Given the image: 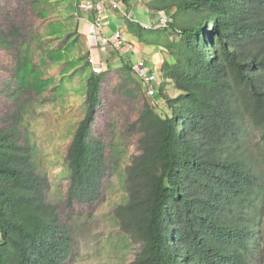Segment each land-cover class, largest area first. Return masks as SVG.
<instances>
[{
    "label": "trees",
    "instance_id": "trees-1",
    "mask_svg": "<svg viewBox=\"0 0 264 264\" xmlns=\"http://www.w3.org/2000/svg\"><path fill=\"white\" fill-rule=\"evenodd\" d=\"M41 1L52 3L35 0L34 7ZM122 3L128 12L127 0ZM147 8L176 11L168 27L157 29L126 18L139 44H157L167 53L163 83L176 93L167 95L163 84L164 103L144 105L142 154L127 171L129 199L115 211L121 230L141 243L132 264H257L264 247V0H153ZM181 11L184 21L178 20ZM20 31L13 25L3 32L0 46L7 50L8 34L17 40ZM144 32L158 34L150 39ZM57 46L47 52L49 63L65 44ZM130 59L121 69L133 70ZM102 62L107 72L117 61ZM22 66L37 69L32 58ZM104 73L92 72L87 81V113L69 145V206L92 204L102 195L108 166L91 124ZM31 84L20 87L34 91ZM15 131L0 132V264H68L74 238L47 204L32 147L21 145Z\"/></svg>",
    "mask_w": 264,
    "mask_h": 264
},
{
    "label": "rangeland",
    "instance_id": "rangeland-1",
    "mask_svg": "<svg viewBox=\"0 0 264 264\" xmlns=\"http://www.w3.org/2000/svg\"><path fill=\"white\" fill-rule=\"evenodd\" d=\"M34 1L0 0V36L13 25L21 29L17 40L8 34L7 50L0 46V132L16 126L14 134L20 144L32 147V161L46 186V202L56 207L61 222L69 226L74 238L68 264H132L141 251V243L121 230L115 211L129 199L127 171L133 158L142 154L143 132L138 122L144 105L147 102L155 108L164 100L159 91L153 98L149 97L135 72L121 69L122 60L131 58L132 64L146 60L149 69L156 72L155 60L160 61L167 53L157 44H139L137 37L122 27L127 45L120 50L114 47L108 50L107 57L117 62L111 64V71H103L100 78L101 92L97 97L100 103L96 105L91 124V136L104 145L108 166L102 180V195L95 203L69 206L70 173L66 157L75 130L87 113L86 86L93 72L90 66L83 72L78 68L84 67L95 41L89 42L80 31L77 11L69 5L74 4L73 0H52L49 4L41 1L37 7ZM116 1L122 3V0ZM150 1L153 0H127L129 16L149 25L155 23L159 13L151 12L152 18L147 11ZM43 6L48 8L47 15L41 14ZM167 13L174 17L176 11L169 9ZM110 14L111 20L103 30L106 37L112 35L120 19L114 12ZM184 15L181 11L178 20L184 21ZM123 20L127 26L126 18ZM69 32L74 35H68ZM157 34L144 32L150 39ZM164 34L161 35L165 39ZM61 42L65 46L53 51L51 58L55 61L49 63L47 52ZM91 50L96 56L104 57L99 49ZM79 53L85 59L79 60ZM31 58L37 69L31 66L18 69L21 60ZM65 64L70 68L65 70ZM16 79L23 85L32 83L34 91L22 89ZM164 85L167 95L176 93L172 84ZM258 140L255 137L253 143ZM256 263L264 264V247L258 250Z\"/></svg>",
    "mask_w": 264,
    "mask_h": 264
},
{
    "label": "built area",
    "instance_id": "built-area-1",
    "mask_svg": "<svg viewBox=\"0 0 264 264\" xmlns=\"http://www.w3.org/2000/svg\"><path fill=\"white\" fill-rule=\"evenodd\" d=\"M141 1V0H137ZM76 8V13L80 14H92L94 21H90L91 32L95 35V45L99 49L100 54L104 55V59L96 56L92 51L89 52L87 61L94 74H101L103 72L102 61L106 60L109 48L115 47L117 50L123 49L127 45V41L122 29H117L113 32L111 37H106L102 31L108 24L109 12L121 13L122 16L128 18L132 22H138L145 29H151L154 27L162 28L168 27L172 22V18L168 13L158 14L159 17L152 25L139 22L138 20L130 17L127 13V9L124 5L116 0H73ZM134 49V48H133ZM133 71L140 78L141 83L147 88V94L149 97H154L159 89V86L163 83L162 73L159 71L152 72L149 69L148 62L146 60L138 61L133 67Z\"/></svg>",
    "mask_w": 264,
    "mask_h": 264
},
{
    "label": "crops",
    "instance_id": "crops-1",
    "mask_svg": "<svg viewBox=\"0 0 264 264\" xmlns=\"http://www.w3.org/2000/svg\"><path fill=\"white\" fill-rule=\"evenodd\" d=\"M151 14V13H150ZM87 15H89L90 17H87ZM152 15V14H151ZM114 16L116 18H120L118 20V24L115 26V29L114 30H117V29H122V27L124 26L126 29H127V26H126V23L124 22V16H122L121 13H117V12H114ZM78 17V21H79V25L81 26L80 27V31H82L83 34H85V36L87 37V39L89 40V42H94L95 41V35L93 32H91V24H90V21H94V16L92 14H78L77 15ZM154 17V15H152V18ZM111 20V14L109 12V19H108V24H109V21ZM105 28H103L104 30ZM113 30V31H114ZM104 31H102L103 33ZM111 34V33H110ZM113 35V33H112ZM111 35V36H112ZM110 36V37H111ZM93 46V47H92ZM90 46V51H92L91 49H95L97 48V45H92ZM89 51V52H90ZM154 58V57H153ZM152 58V59H153ZM155 59V58H154ZM153 59V60H154ZM148 62V61H147ZM162 63H163V58H160V61H157L155 60L154 64H155V68L157 69V71L161 72V68H162ZM153 64V65H154Z\"/></svg>",
    "mask_w": 264,
    "mask_h": 264
},
{
    "label": "clouds",
    "instance_id": "clouds-1",
    "mask_svg": "<svg viewBox=\"0 0 264 264\" xmlns=\"http://www.w3.org/2000/svg\"><path fill=\"white\" fill-rule=\"evenodd\" d=\"M139 2V1H138ZM75 6V5H74ZM76 9V8H75ZM128 13V12H127ZM78 14H80V13H77L76 15H78ZM128 15H129V13H128ZM126 18V17H125ZM128 19V18H127ZM135 19V18H134ZM131 21V20H130ZM128 30V29H127ZM164 81V80H163ZM163 84V83H162ZM161 86V85H160ZM159 86V87H160ZM158 91H159V89H158Z\"/></svg>",
    "mask_w": 264,
    "mask_h": 264
}]
</instances>
